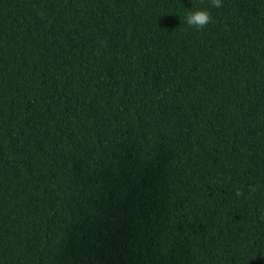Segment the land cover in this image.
I'll list each match as a JSON object with an SVG mask.
<instances>
[{
	"label": "trees",
	"instance_id": "1",
	"mask_svg": "<svg viewBox=\"0 0 264 264\" xmlns=\"http://www.w3.org/2000/svg\"><path fill=\"white\" fill-rule=\"evenodd\" d=\"M0 264H264V0H0Z\"/></svg>",
	"mask_w": 264,
	"mask_h": 264
},
{
	"label": "clouds",
	"instance_id": "2",
	"mask_svg": "<svg viewBox=\"0 0 264 264\" xmlns=\"http://www.w3.org/2000/svg\"><path fill=\"white\" fill-rule=\"evenodd\" d=\"M212 4L215 7H220L221 0H212ZM183 22L199 31L204 29L207 25L213 22L211 12L207 8H197L195 10H189L184 14ZM239 195V192H237Z\"/></svg>",
	"mask_w": 264,
	"mask_h": 264
}]
</instances>
